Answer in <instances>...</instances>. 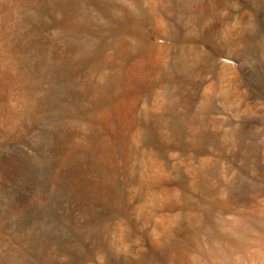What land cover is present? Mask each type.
<instances>
[{
    "label": "rangeland",
    "instance_id": "obj_1",
    "mask_svg": "<svg viewBox=\"0 0 264 264\" xmlns=\"http://www.w3.org/2000/svg\"><path fill=\"white\" fill-rule=\"evenodd\" d=\"M0 264H264V0H0Z\"/></svg>",
    "mask_w": 264,
    "mask_h": 264
}]
</instances>
